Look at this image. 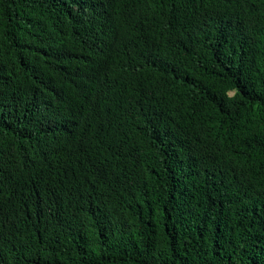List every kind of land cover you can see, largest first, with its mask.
I'll list each match as a JSON object with an SVG mask.
<instances>
[{"label": "trees", "instance_id": "obj_1", "mask_svg": "<svg viewBox=\"0 0 264 264\" xmlns=\"http://www.w3.org/2000/svg\"><path fill=\"white\" fill-rule=\"evenodd\" d=\"M0 264H264V0H0Z\"/></svg>", "mask_w": 264, "mask_h": 264}]
</instances>
